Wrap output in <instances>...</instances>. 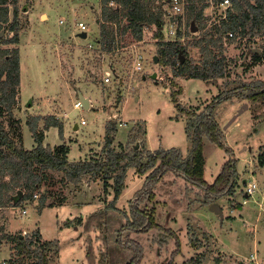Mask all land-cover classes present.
Masks as SVG:
<instances>
[{
	"label": "rangeland",
	"instance_id": "obj_1",
	"mask_svg": "<svg viewBox=\"0 0 264 264\" xmlns=\"http://www.w3.org/2000/svg\"><path fill=\"white\" fill-rule=\"evenodd\" d=\"M156 2L155 8L172 14L170 5ZM7 5L8 21L0 32V65L16 59L19 85L12 108L0 105V124L19 148H30L33 142L29 121L38 119L36 133L43 132L46 117L64 123L65 111L69 131L64 142L70 148L69 162L87 153L88 143L89 155L83 159L101 156L106 125L109 121L117 123L118 117L126 122L117 126L112 143L115 150L132 148V143L128 145L132 128L144 125L146 134L137 142L142 150L177 149L186 158L190 149L185 131L188 117L178 110L173 98L185 110L197 108L202 112L218 94L243 83L264 81L263 32L248 40V36L228 31L222 34L220 48L209 40L196 46L205 33L215 39V26L226 14L227 9L215 0H209L210 6L203 12V29L198 31L200 24L193 22L197 31L191 33L192 22L184 14L174 27L177 30L180 26V36L172 37L167 34L165 14L162 46L153 38L155 28L149 27L143 30L140 41L130 32H117V49L111 53L99 43V0H16L14 4L7 0ZM78 22L87 26L85 39L80 37ZM13 26L17 27L16 34ZM175 41L186 48L183 61L179 63L170 55L164 57L167 64L162 65L158 51L168 49L166 44ZM206 44L207 50L202 51ZM256 53L259 61H255ZM213 60L225 63L224 76L216 81L176 76L179 64L185 61L194 66ZM137 61L141 63L140 71L135 69ZM106 77L108 83L104 82ZM77 92L87 94L94 108H74ZM213 112L223 146L203 140L204 180L213 184L230 159L237 162L238 172L233 193L211 203L221 209L222 218L210 211L211 204L202 203L201 190L188 184L182 175L167 172L154 189V200L143 205L148 212L154 211L161 229L124 231L119 237L118 230L126 216L130 217L131 201L145 176L130 168L124 191L113 202L97 179L84 178L74 185L63 180L61 173L48 171L46 179L40 174V188L34 190L37 196H32L33 200L20 204V199L15 200L17 191H25L24 182L17 179L9 200L0 208V261L32 264L33 259L14 255L13 244L4 239V234L35 238L40 230L41 240L59 243L58 249L49 251V264H125L132 254L119 246L118 239H130L143 247L140 264H252L250 255L254 252L264 264V209L259 205L264 191V102L235 95L218 103ZM81 120L85 125H80ZM75 124L79 127L76 133ZM57 130L44 132L43 142L51 147L63 144ZM1 149L7 151L5 147ZM250 180L256 183L257 190L244 198ZM10 181L11 176L3 180ZM41 197L46 198V204L55 206L40 210ZM197 259L199 263L193 262Z\"/></svg>",
	"mask_w": 264,
	"mask_h": 264
},
{
	"label": "trees",
	"instance_id": "obj_2",
	"mask_svg": "<svg viewBox=\"0 0 264 264\" xmlns=\"http://www.w3.org/2000/svg\"><path fill=\"white\" fill-rule=\"evenodd\" d=\"M162 1L169 5L167 0ZM219 5L223 0H215ZM231 5L227 8L226 14L216 25V37L205 33L197 42L199 46L209 40L214 46L222 45V34L231 32L240 37L248 36L255 38L264 34V0H228ZM16 0H13V4ZM101 11L98 24L100 27L101 47L106 52H114L117 49V32L130 34L137 40H142V32L145 28L154 27L153 38L157 40L158 46L164 40L163 27L165 25L166 10L161 7H154V0H99ZM112 4V5H111ZM208 7V0H185L184 13L187 20L199 23L200 29L205 27L203 12ZM13 15L16 17L17 9L14 7ZM165 17V18H164ZM175 19L181 20L180 16ZM8 21L7 0H0V32L2 24ZM12 32H16L17 27H11ZM176 34L180 36V26L177 27ZM234 34V35H235ZM15 36V35H14ZM13 36V38H14ZM12 38V39H13ZM234 39L232 38L231 41ZM2 38L0 37V43ZM13 42V40H12ZM168 49L159 50L160 63L164 62L165 56L173 55L175 60L180 63L179 54L185 56L186 48L178 42L167 43ZM208 44L201 50L206 51ZM255 61L260 57L254 54ZM162 59V61H161ZM173 64H175L173 62ZM224 60L203 61L200 65L191 66L187 61L179 64L176 76H185L188 79L202 81H216L224 76ZM5 73V75H3ZM5 77V78H4ZM19 85V67L16 59L13 61H4L0 65V105L10 110L15 104V88ZM242 96L244 99L252 102H264V81H253L243 83L229 91L218 94L215 99L205 107L202 112L198 109H184L177 105L178 110L188 117L185 125V131L190 141V149L186 158L181 156L177 149H157L156 151H144L137 143L145 136V126L137 125L132 128L129 137L132 148L117 151L112 147L114 135L117 132V123L109 121L106 125V134L102 155L89 160L69 162L67 158L68 147L63 143L54 147L48 144L43 145V133H36L37 121H29L28 126L32 132L35 146L32 149L17 147L13 139L0 124V208L9 200V194L14 190L17 179L24 182L25 191H17L15 200L20 199L19 204L32 199L34 190L40 188V174L46 179V172L51 171L61 173L62 179L72 184L80 183L84 178H92L101 181L103 193L106 197L112 196V201H116L122 194L125 187V178L130 168L135 169L139 176H145L142 187L135 193L134 199L130 204V217H127L125 224L118 230V236L124 231L137 233L149 232L153 229H161L154 219V211L148 212L146 205L155 198L154 189L159 181L167 172H176L183 176L184 180L191 186L203 192L202 203L210 205L217 199L233 193V187L238 178L236 161L230 159L227 161L220 173L217 175L213 184H208L204 180L205 160L203 156V140L206 138L212 143L223 146L221 143V130L214 118V108L221 101L228 100L233 96ZM56 127L59 134L62 132V125L53 117L44 119V129ZM1 147L7 149L3 152ZM263 164V163H261ZM38 172V173H36ZM11 176L9 183H4L5 177ZM24 178V180H23ZM43 179V180H44ZM39 204L42 210L45 206L54 207L53 203L46 204V198L41 197ZM144 205V206H143ZM142 206V207H141ZM170 235L172 231L168 230ZM121 236V235H120ZM119 236V237H120ZM4 239L12 242L14 255L27 259H33L32 264H49L52 248L58 249L57 240H41L39 231L35 233V238L18 235H5ZM176 245H180L176 240ZM119 246L129 250L131 258L125 264H140L143 260V247L130 239L125 241L118 239ZM193 245V244H192ZM194 246V245H193ZM193 261V260H192ZM15 260L8 264H15ZM193 262L199 263L200 259Z\"/></svg>",
	"mask_w": 264,
	"mask_h": 264
},
{
	"label": "built area",
	"instance_id": "obj_3",
	"mask_svg": "<svg viewBox=\"0 0 264 264\" xmlns=\"http://www.w3.org/2000/svg\"><path fill=\"white\" fill-rule=\"evenodd\" d=\"M168 4L170 5L171 7V11H172V14L169 13V15L167 16V18L169 19L167 24H168V31H167V34L171 35L172 37H175L176 35V28L174 29V27L179 24L180 20L179 19H175V17L177 16H180L182 18L183 16V13H184V7H185V0H167ZM219 6L221 7H224L225 9H227L230 5H229V1L228 0H223ZM60 23L62 24L63 21H60ZM77 28H78V31L80 33H84V32H87V26L82 23V22H78L77 23ZM230 36H232V34L230 33L229 34ZM135 69L140 71L141 70V63L140 61H137L135 63ZM104 82L105 83H108L109 82V79L108 77H106L104 79ZM74 107L75 108H79V107H82L81 103L79 101H77L75 104H74ZM81 124H84V121H81ZM246 187L244 189V193L246 194V198L248 197H251L257 190V185L254 181H248L246 183ZM37 195H34L33 197L35 198ZM260 205V209H264V191L262 193V196H261V202L259 203ZM25 210H23V213L25 214ZM260 258L261 257H258L256 255V253H252L250 255V260L253 261L252 264H260ZM0 264H7L5 261H0Z\"/></svg>",
	"mask_w": 264,
	"mask_h": 264
},
{
	"label": "crops",
	"instance_id": "obj_4",
	"mask_svg": "<svg viewBox=\"0 0 264 264\" xmlns=\"http://www.w3.org/2000/svg\"><path fill=\"white\" fill-rule=\"evenodd\" d=\"M220 4V3H219ZM210 5H209V0H208V7H209ZM208 7L206 8V9H208ZM206 10H204V12H205ZM204 14V13H203ZM203 16H205V15H203ZM78 93H81V92H77V100L74 102V104L78 101ZM85 98H87L88 99V101H89V107H88V109H85V110H89L90 108H94V107H92V105H93V102H92V100H91V98L87 95V94H85L84 92H82L81 93ZM74 104H73V106H74ZM75 108V107H74ZM78 109V108H77ZM84 109V108H83ZM63 115L65 116V119H64V123L62 122V121H59V123H61V125H62V132H61V134H62V136H61V141H62V138L64 139L63 141H62V143H64L65 144V133H68V120H67V118H66V116L68 115L67 114V112H63ZM119 119H118V121H117V126L119 125V126H122L126 121H124V120H122V119H120V117H118ZM82 121V120H81ZM81 121H80V125H85V123L84 124H81ZM124 122V123H123ZM105 125V124H104ZM51 128H56V127H49L47 130H45L44 132H47V131H49V129H51ZM56 129H58V128H56ZM78 129H79V127L75 124L74 125V128H73V132L74 133H76V131H78ZM58 131V130H57ZM60 135V134H59ZM45 138V137H44ZM70 140V139H69ZM43 145H46L44 142H43ZM58 145V144H57ZM57 145H55V146H57ZM35 146V143H34V141L32 142V144H31V146H30V148H25V149H32L33 147ZM50 146V145H49ZM51 147V146H50ZM54 147V146H53ZM68 147V154H69V152H70V148H69V146H67ZM52 148V147H51ZM68 154H67V158H68ZM89 155V143H88V147H87V153H85L82 157H80L79 158V160L78 161H83L84 159L83 158H86L87 156ZM82 158V159H81ZM78 161H76V162H78ZM125 188V187H124ZM124 191V190H123ZM39 230V229H38ZM39 233H40V235L42 236V233H41V231L39 230ZM45 240V239H44ZM47 241V240H46Z\"/></svg>",
	"mask_w": 264,
	"mask_h": 264
},
{
	"label": "water",
	"instance_id": "obj_5",
	"mask_svg": "<svg viewBox=\"0 0 264 264\" xmlns=\"http://www.w3.org/2000/svg\"><path fill=\"white\" fill-rule=\"evenodd\" d=\"M166 15L168 16L169 13L166 12ZM197 31V28L194 26L193 22L191 23V28H190V32L191 33H195ZM14 34H16V32H14ZM81 38H86L87 37V33H81L80 34ZM179 58L180 61H183V56L181 54H179ZM157 59H154V62L156 63ZM152 78H155V75H152ZM78 101L81 103L82 107L84 109H88L89 107V101L87 98H85L81 93H78ZM245 108L247 107L246 105H244ZM235 119V118H234ZM210 211L214 212L215 214H217L220 218H222V211L221 209H219V207L216 204H211L210 205Z\"/></svg>",
	"mask_w": 264,
	"mask_h": 264
},
{
	"label": "flooded vegetation",
	"instance_id": "obj_6",
	"mask_svg": "<svg viewBox=\"0 0 264 264\" xmlns=\"http://www.w3.org/2000/svg\"><path fill=\"white\" fill-rule=\"evenodd\" d=\"M243 196H244V198H246V195L245 194H243ZM243 203H244V200H243Z\"/></svg>",
	"mask_w": 264,
	"mask_h": 264
}]
</instances>
